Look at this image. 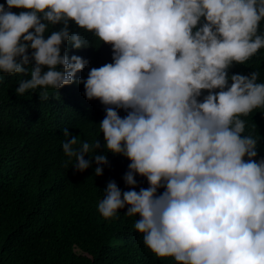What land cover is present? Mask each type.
Returning a JSON list of instances; mask_svg holds the SVG:
<instances>
[{
    "label": "clouds",
    "instance_id": "clouds-1",
    "mask_svg": "<svg viewBox=\"0 0 264 264\" xmlns=\"http://www.w3.org/2000/svg\"><path fill=\"white\" fill-rule=\"evenodd\" d=\"M263 64L264 0L0 1V74L41 101L84 85L104 143L62 129L66 165L102 176L99 150L130 160L129 190L108 181L98 211L138 215L145 246L176 264H264Z\"/></svg>",
    "mask_w": 264,
    "mask_h": 264
},
{
    "label": "trees",
    "instance_id": "trees-1",
    "mask_svg": "<svg viewBox=\"0 0 264 264\" xmlns=\"http://www.w3.org/2000/svg\"><path fill=\"white\" fill-rule=\"evenodd\" d=\"M24 10L12 9L17 14ZM86 38L93 49L97 44ZM68 54L81 56L95 68L101 56L70 45ZM259 71L264 75V64ZM0 75V264H176L145 246L143 234L134 228L138 215L129 217L121 209L105 219L98 211L108 181L129 190L123 176L130 160L99 150L97 154H107L110 161L102 176H95L94 160L83 173L72 168L74 158L66 165L62 129L67 127L80 141L104 143L100 116L94 101L85 97L84 85H67L60 96L49 88L50 98L41 101L31 91L16 95L23 76ZM258 139L260 149L264 138ZM140 187L147 188L138 182L136 191Z\"/></svg>",
    "mask_w": 264,
    "mask_h": 264
}]
</instances>
